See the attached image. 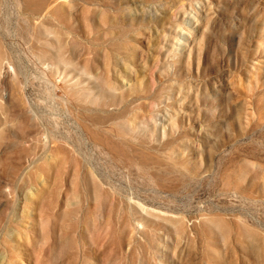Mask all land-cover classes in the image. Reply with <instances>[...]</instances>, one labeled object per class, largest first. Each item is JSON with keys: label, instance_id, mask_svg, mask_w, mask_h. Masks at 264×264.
<instances>
[{"label": "rangeland", "instance_id": "374dc122", "mask_svg": "<svg viewBox=\"0 0 264 264\" xmlns=\"http://www.w3.org/2000/svg\"><path fill=\"white\" fill-rule=\"evenodd\" d=\"M0 264H264V0H0Z\"/></svg>", "mask_w": 264, "mask_h": 264}]
</instances>
